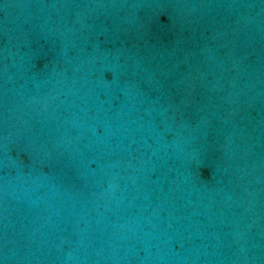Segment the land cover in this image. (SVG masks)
Returning <instances> with one entry per match:
<instances>
[{
    "label": "water",
    "instance_id": "obj_1",
    "mask_svg": "<svg viewBox=\"0 0 264 264\" xmlns=\"http://www.w3.org/2000/svg\"><path fill=\"white\" fill-rule=\"evenodd\" d=\"M0 264H264V0H0Z\"/></svg>",
    "mask_w": 264,
    "mask_h": 264
}]
</instances>
